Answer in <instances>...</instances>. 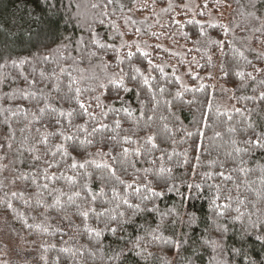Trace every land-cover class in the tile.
Here are the masks:
<instances>
[{
	"label": "trees",
	"instance_id": "1",
	"mask_svg": "<svg viewBox=\"0 0 264 264\" xmlns=\"http://www.w3.org/2000/svg\"><path fill=\"white\" fill-rule=\"evenodd\" d=\"M80 2L87 3L88 0H80ZM256 2L259 6L260 3H264V0H256ZM50 3H57L59 8L57 14H54L55 10L49 7ZM68 3L69 0H48L47 3L45 0H0V65H3L0 67V144L6 145L5 134L9 131L4 123L6 118L15 132L14 139L9 141L12 144L11 149L6 146L0 148V264H134V261L137 260L139 264H159L155 256L171 258L173 253L150 248L149 250L153 251L154 256L149 257L147 261L131 254L127 257L117 256L120 249L131 248V242L135 240V237L143 234L139 231L138 224L144 223V216L147 214L138 216L136 224L124 225L123 230L116 235L107 231L104 223L97 222L90 217L87 221L88 227L103 230L101 236L96 238L94 233H88L85 230L82 218L72 215L74 209H68L65 213L59 208H48L47 205L52 203V197L48 195L47 190L38 187V184L42 185L45 181L39 175L38 168L33 167L32 154L26 149L35 143L41 133L46 131L56 132L58 129L50 119L51 113H45L43 116H39V113H37L38 122L34 121L29 126L28 121L33 119L32 112L36 111V101L31 98H19L22 89L26 92L33 91L28 87L24 77L39 81V71L44 69L46 72H51L56 67V62H58L63 67H75L80 70L79 74L84 77L81 87L88 85L96 87L98 82L105 81L106 75L117 71L115 68V54L111 50H108L107 55L103 52L99 54L112 65L108 69L103 67L98 57L91 58V60L87 57L82 58V53L76 50L74 44L70 45L66 51L62 49L60 52H56V49L63 43L64 36H72L73 41L80 36H83L86 41L89 39L88 31L77 27L75 20L71 24L65 23L67 16L75 13L77 0H71L73 5L71 8L67 7ZM145 3L147 4L146 10L138 11L137 8ZM171 3L174 6V11L165 13L161 9L168 6L169 0H156L154 8L152 0H136L135 4L133 0H115L114 4L109 5L110 15L104 18L105 23L101 25L97 21L93 24V28L101 42L113 43L118 47L120 43L118 36L115 40H109L110 36L115 35V30L111 27V23L115 22L119 31L125 33V40L140 42L143 50L151 53L150 58L154 64H160L165 69L164 76H161L159 71H153L151 75L156 77V80L152 81L154 85L159 83L167 88L166 96L168 99H172L179 88V85L172 82L173 68L177 70L176 75L181 77L183 84L189 89L194 90L201 83L215 85V96L212 95L211 87H208L205 91H187L183 96V101L193 100L194 102L191 105L176 100L173 109L174 115L165 112L163 107L158 113V115H168L169 126L174 129V137L160 145L169 154H173L171 162L165 161V166L172 169L173 179L168 183L169 185L175 184L179 193L183 194L185 207L188 210H195L202 220L196 231L191 233V240L185 246L187 251L183 252L180 258L181 264L183 256L191 259L193 264H208L212 255L211 248L202 246L200 237L203 235L205 238L208 236L216 238L211 223L213 213L210 210L211 200L215 196V188L210 187V185L219 184L221 186L222 199L219 201L220 203L224 202V196L231 194L234 198L232 201L233 208L239 206L235 200L238 194L236 185H239V197L246 200L248 205L247 207L240 206L241 210L245 214L250 210L255 211L251 208V204L255 203L264 212V199L257 196V193L264 196V184L261 183V173L259 171L261 167H264V153L256 152L254 156H245V160L248 161L245 167L251 169L247 175L232 172L231 170L237 167V164L233 163L234 157L226 155L227 152L231 151V145L228 144L231 134L227 131L229 127L227 116H218L216 112V109L219 108L221 112L232 114L231 125L238 129L234 137L238 141L244 139V135L240 131L243 124L238 122L245 120L248 113L245 112V115L241 116L233 111V107L251 109L252 122L258 128L264 126V101L231 98L233 96L237 98L258 96L260 91H264V88L259 84L253 83L247 78L241 81L239 77L234 75L237 70L252 72L253 68L248 66L237 53L233 52V48L242 50L247 59L251 60L256 67H264V61L256 58L257 53H264V43H261V41H264V35L254 31L264 23V19L258 21L247 15L249 11H254L250 7H242L248 5V0H239V2L238 0H226V5H230V7H220L216 4V0H171ZM205 3L208 5L207 8L203 7ZM185 4L194 8L198 13L203 12L204 15L193 16L191 12L185 14L183 9ZM121 5L124 6L123 9H121ZM241 13L244 14L241 15ZM128 17L136 23L132 24L129 21L126 24L125 19ZM175 20L181 21L183 27L177 25L174 22ZM189 20H196L200 23H188ZM50 21H59L58 27L52 26ZM201 24L204 27L206 36H199ZM210 24H226L230 26L232 31L225 38L221 28L210 27ZM136 28L141 29L139 34L135 32ZM152 32L163 33V35L160 36L159 40H156L151 36ZM209 38L214 40L228 39L232 41V44L230 46L226 44L222 53L216 47L205 46V41ZM197 40L200 42L197 43ZM145 41L147 45L152 47L145 46ZM156 44H160L161 48L156 49ZM45 45L48 47H45ZM164 49H167V51ZM132 50L135 51V48ZM127 51L128 49H122L121 54ZM49 53H51L52 60L56 62L44 64L33 60L34 56L42 57ZM209 55L212 57V66L208 64ZM61 56L71 57V59L61 60L59 59ZM24 59L31 61V63L20 65L19 61ZM12 61H16L17 64L14 66ZM132 63L142 71L147 69V61L139 57V54H137V58L133 59ZM222 63L225 70L229 72L227 77L220 71ZM123 67L125 71L129 70L127 63ZM33 68H35V72ZM189 70H191L192 75H196L198 78L194 80L187 75L186 73ZM210 73L214 79H208ZM73 75H78V73L74 72ZM93 77L98 79H90ZM261 78L262 76H257L258 81ZM66 82L65 77L64 83ZM37 87H43V84H38ZM254 88L255 91H253ZM222 89L228 91H222ZM144 94L142 92V97ZM52 95L56 96V93L53 92ZM89 95H100V92L85 93V97ZM115 95V90L110 89L106 94L107 98L101 97V102L105 105L112 104L115 107H120V103L114 99ZM121 95L124 94L121 93ZM126 99L131 108L136 111L132 117L120 113L119 119L121 120V129L131 130L133 129V121L139 114L138 109L140 106L132 94H128ZM206 99L213 102L211 112H207L204 106ZM40 106H43V102ZM62 107L67 110L75 107V105L64 103ZM5 109L17 111V115L13 116L11 112L4 111ZM201 109L207 112L209 126L202 128L205 133L202 141L203 146L197 151L195 145L200 143L199 139L197 137H186L181 129L195 131L197 125L193 123V118L200 119ZM96 111L98 112L99 109H96ZM25 112H27V117H25ZM115 118V115L110 113L104 122L112 127ZM62 122L64 123V131L71 132L79 136L80 139L85 138V133H77L75 127L69 129L66 121ZM84 122V118H73V125H82ZM142 123L143 121H141ZM160 123L157 119L153 130ZM37 128L40 129L39 133L36 131ZM21 129H25V131L22 133ZM217 131L222 134L219 138L215 137ZM105 135L111 136L113 133H105ZM124 135L132 136L133 133L132 131H120V137ZM137 136L143 137L144 132L137 130ZM25 137L29 138L27 142H24ZM133 138L137 137L134 136ZM89 139H92V137H89ZM96 139H98V136ZM173 139L175 142H173ZM60 142V137H50L49 148L55 150L54 145ZM142 144L143 141L141 140ZM240 146L243 147V144L241 143ZM38 147L42 155L46 149L43 145H38ZM99 147V144L86 146L81 150V155L76 158L83 162V158L88 152L95 153ZM121 147L134 149L137 145L117 144L113 155H118ZM104 150L107 151V147ZM185 153L187 154L188 163L181 167L179 164L183 163ZM159 154V152L155 153L156 156ZM197 156L200 158L198 164L196 161ZM47 158L52 159L51 157ZM148 158L146 155L145 159ZM96 159L100 162L99 157H96ZM55 160L60 161L61 157L58 155ZM108 162L111 163V160H108ZM221 162L224 164L223 168L220 167ZM70 164L71 159H65L61 163V167L51 169L50 174L57 173L59 175L63 172L65 176H76L77 172L68 167ZM158 165L159 161L156 166L141 162L138 167H158ZM88 171L93 172L94 175L99 174L94 166H90ZM128 171L129 174L122 175V178L132 182V175H130L132 169L129 168ZM220 171L231 173L233 181H223L216 175ZM33 173H36L38 177L36 184L32 183ZM205 173H211L212 178L209 179ZM23 176H28V179H22ZM148 178L152 179L151 176ZM79 179L80 183L83 184V177ZM49 184L50 188H61L68 194H71L74 190L64 179H57L54 184L51 182ZM163 184L164 182L161 181L154 186L157 190H160ZM189 184L193 185L191 189L187 187ZM196 184L201 186L200 189L195 187ZM90 187L93 192H99L100 182L93 179L90 181ZM116 187L123 194L121 186L116 185ZM110 189L111 184L105 187V195L98 197L97 210H100L101 207L109 209L115 207L114 203L103 204L104 200H112ZM14 191L23 192V197H12L11 193ZM179 193L175 190L166 192L164 197L155 200V203L159 205L161 211H167L175 206L179 212L183 213L185 207L181 206ZM128 199L130 202H138L137 197L131 190H129ZM5 200L12 202V209L6 207ZM24 200H29V204L25 205ZM62 200L66 201V196ZM78 202L81 201L78 200ZM41 204L44 207H41ZM126 208V205L121 204L116 212L125 211ZM116 212H113V215ZM65 215L70 217L71 222L69 219L64 218ZM230 215H236V213L233 211ZM24 221H27V224ZM28 225H32V227H28ZM239 229V224L230 227L229 239L226 241L229 247L234 243L238 246ZM192 241H195V243H192ZM166 247L165 245H159V248ZM62 249H70L71 251H62ZM193 249L197 251L194 253ZM73 252L76 253L75 256L72 255Z\"/></svg>",
	"mask_w": 264,
	"mask_h": 264
},
{
	"label": "snow or ice",
	"instance_id": "2",
	"mask_svg": "<svg viewBox=\"0 0 264 264\" xmlns=\"http://www.w3.org/2000/svg\"><path fill=\"white\" fill-rule=\"evenodd\" d=\"M47 3L48 0H45ZM136 0H133L135 4ZM239 2V0H238ZM115 3V0H88L87 3H81L77 0L75 4V13L69 14L65 20L66 24H71L73 20L77 22L76 26L82 29H86L89 33V39L86 41L83 36H80L75 41H73L72 36H64L63 43L60 47L56 49V52H60L62 49L67 50L70 45L74 44L76 50L82 53V58L87 57L89 60L91 58H99L103 67L108 69L112 67L107 61L103 59V56L99 54L103 52L107 55L108 50H111L115 54L116 64L115 68L117 71L106 75L105 81H100L96 84V87L91 85L81 87V83L84 77L80 73L78 68H68L61 66L58 62L52 60L51 53L48 55L34 56L33 60L37 63L43 62L47 64L49 62H56V67L51 70V72H46L44 69L39 71L40 80L36 79L29 80L28 77H24L28 84V87L33 89V91L26 92L21 90L20 99H33L36 101V111L32 112V120L28 121L29 126L35 121L38 122L37 113L39 116H43L45 113H51L50 119L54 122L58 131L56 132H44L41 133L39 138L35 140L28 149H26L30 154H32L33 167L38 168L39 175L43 177L45 183L42 185L38 184V187L47 190L48 195L52 197V203L47 205L48 208H59V210L67 213L68 209H74L72 212L73 216L82 218L84 222L85 230L88 233H94L96 238L101 236L103 230H97L89 228L87 221L90 217L94 218L97 222H102L105 225V229L116 235L119 231L123 230L124 225H131L137 223V217L142 214H147L144 216V223L138 224V229L143 234L137 235L135 240L131 242V248H122L117 253L118 257H127L128 255L135 256L141 260L147 261L149 257H153V251L150 248H156L158 251L172 252L171 258H164L160 256H155L159 264H181L182 253L187 251L185 248L191 240V233L196 231L199 223L202 222L201 217L197 215L195 210H188L184 205V197L182 193L176 188L175 184L169 185L168 181L172 180L171 175L172 169L165 166V161L171 162L173 159V154H169L166 149L160 147L165 141L172 139L174 137V129L169 126V116L164 114H159L161 107L164 111L170 115H174L173 109L175 108V101H183V96L187 91H205L208 87L212 89V95L215 96V85H205L203 83L199 84L196 89H189L183 84V81L179 75H176V69L173 68L172 76L173 83L179 85V88L172 96V99H168L166 96L167 88L159 83L153 84L152 81L156 80V77L152 76L153 71H159L161 76L165 75V69L160 64H154L153 60L150 58L151 53L143 50L141 43L138 41L128 42L124 39L125 33L119 31V28L115 22L111 23V27L115 30V35L110 36L109 40H115L118 36L120 39L119 46L117 47L113 43L101 42L98 35L93 28V24L97 21L99 24L103 25L105 23V17L110 15L109 5ZM156 0H152L153 8L155 7ZM216 4L220 7L229 6L226 5V0H216ZM73 5L71 0L67 5L71 8ZM49 7L54 9V14L59 12L57 3H50ZM123 9V5L120 6ZM199 7V6H197ZM204 8L208 5L205 3ZM254 11H249L248 16L255 20L264 19V3L257 5L256 0H248L247 6ZM147 4L140 5L137 10H146ZM185 14L191 12L193 16L204 15L203 12H197L194 8L189 5H183ZM131 11V9H130ZM162 12L168 13L174 11V6L169 0V4L166 8L161 9ZM90 13H92L90 15ZM244 13H241L243 15ZM131 21L135 24L136 21L131 20L130 17L125 19L127 24ZM158 22V21H157ZM177 25L183 27V24L179 20L174 21ZM188 23L199 24V21L189 20ZM50 24L54 27H58L59 21H50ZM210 27L221 28L223 30V36L228 37L229 32L232 31L229 25L226 24H210ZM238 26V25H237ZM163 27V25H161ZM264 35V23L261 24L259 28L254 30ZM135 32L139 34L141 32L140 28H136ZM163 33L152 32L151 36L156 40L160 39ZM187 35L186 33L184 34ZM199 36H206L203 25H200ZM197 43L200 41L197 40ZM264 43V41H261ZM145 46L147 42H144ZM231 45L232 41L228 39H208L205 41V46H212L218 48L222 53L225 45ZM45 47H48L45 45ZM135 48V51L132 49ZM156 49H160L161 45L156 44ZM122 49H128L127 52L121 54ZM167 51V49H164ZM199 51V49H197ZM233 52L237 53L240 58H243L248 66L253 68L252 72H245L237 70L234 75L239 77L241 81L247 80L253 83L259 84L264 88V67H256L251 60H248L245 56L244 51L233 48ZM139 57L144 58L147 61V69L142 71L139 67H136L132 61L134 58ZM256 58L258 60L264 61V53H257ZM59 59L67 60L71 57L61 56ZM212 57L208 56V64L212 66ZM13 65L17 64L16 61H12ZM26 63H31L26 59L20 60L19 64L23 65ZM75 63V61H74ZM127 63L128 71H125L123 65ZM3 65H0L2 67ZM203 67V66H201ZM35 72V68H33ZM220 71L225 77L229 75V72L225 70V66L222 63ZM76 72L78 75H73ZM255 73V75H254ZM187 75L191 76L192 79H197L198 76L192 75L191 70H189ZM257 76H262L258 81ZM66 77L67 82L64 83V78ZM98 79V78H90ZM208 79H214L212 74L208 75ZM38 84H43V87H37ZM63 85V87H62ZM244 86L243 84L241 85ZM110 89H114L116 95L114 99L120 103V107H115L112 104L105 105L101 102V97L107 98L106 94ZM100 92V95H89L85 97V93H96ZM222 91H228L227 89H222ZM255 91V88L253 89ZM55 92L56 96L52 93ZM142 92L145 94L142 97ZM123 93L124 95H121ZM128 94H132L136 102L139 104L138 116L133 121V129H121V120L119 119L120 113H124L127 117H132L136 110L132 109L130 104L127 102ZM169 95H171L169 93ZM15 98V94H14ZM232 99H244L253 101H264V91H260L258 96H244V97H231ZM43 102V106L40 104ZM184 103L191 105L194 101L187 100ZM74 104L75 107H71L65 110L62 104ZM204 106L207 112H211L213 108V102L210 99L204 101ZM96 109H99L97 112ZM6 112H11L13 116L17 115V111H12L11 109H5ZM19 111V109H18ZM233 111L241 116L248 115L245 120L238 123L243 124V128L240 131L244 135L242 141L235 139V134L237 133V127L231 125L233 116L228 112H221L219 108L216 109L218 116H227V122L229 127L227 129L231 137L228 144L231 145V151L227 152L226 155L234 157L233 163L237 164V167L233 168L232 172H240L247 175L251 169L245 167L248 163L245 160V156H254L256 152L264 153V126L257 127L251 120V109H241L233 107ZM204 110H200V119L196 120L193 118V123L197 125L195 131H189L187 129H181L184 131L185 136L188 138L197 137L200 141L199 144L195 145L197 151L203 146L202 141L205 133L202 128H207L208 125V115ZM114 114L115 119L112 122V127L104 121L108 118L109 114ZM25 117H27V112H25ZM84 118V124L73 125V118ZM157 119L161 122L155 130L154 125ZM69 129L75 127L76 132H83L86 134L84 139H80L79 136L72 134L71 132L64 131V123ZM141 121L143 123L141 124ZM4 123L7 125L9 131L5 134L6 145L0 144V148L7 147L11 149L12 144L9 142L15 137V132L11 128V124L6 118ZM90 126V130H89ZM30 130V128H29ZM137 130L144 132L143 137L137 136ZM25 129H21L23 133ZM36 131L39 133L40 129L37 128ZM120 131L128 132L132 131L133 135H124L120 137ZM105 133H113L111 136H106ZM220 132H215V137H221ZM60 137L61 142L54 145V149L49 148V138L50 137ZM98 136V139L96 137ZM137 138H133V137ZM92 137V139H89ZM28 137L24 138V142L28 141ZM141 140L143 144L141 145ZM159 141V143H158ZM71 142V143H69ZM173 142L174 139H173ZM243 144V147L240 144ZM99 144L100 147L95 153L88 152L83 158V162H80L76 157L81 155V150L86 146H95ZM131 145L136 144L137 147L130 149L129 147H121V151L118 155H113L115 145ZM38 145H43L46 149L41 155ZM107 147V151L104 148ZM71 150V151H70ZM156 152L160 154L155 155ZM61 157L60 161H56L55 157ZM148 159H145V156ZM51 157L52 159H48ZM96 157L100 158V162L97 161ZM131 157V158H130ZM184 160L179 166H183L188 163L187 154H184ZM65 159H71V164L68 166L71 170L76 171V176H65L63 172L51 173L50 170L53 168L59 169L61 163ZM199 156L196 157L197 164L199 162ZM111 160V163L108 162ZM159 161L158 167H138L141 162L144 164H149L156 166ZM217 163V162H212ZM90 166H94L95 169L99 171V174L94 175L93 172L88 171ZM6 167V166H5ZM220 167L223 168L224 164L221 162ZM129 168L132 169V182H128L122 178V175L129 174ZM261 173V183L264 184V167L259 169ZM143 173V175H141ZM209 179L212 178L211 173H205ZM223 181H233L231 173H225L220 171L216 173ZM151 176L152 179L148 177ZM80 177H83V184L80 183ZM27 180L28 176L21 177ZM37 174L33 173L32 183H37ZM57 179H64L68 182L69 186L74 189L71 194L65 193L63 189L51 187V183H55ZM93 179L100 182L99 192H93L90 187V181ZM161 181L164 182L163 187L160 190L154 186L159 184ZM15 183V181H13ZM111 184V194L112 200H104L103 204L114 203V208L101 207L97 210V199L100 196L105 195V187ZM116 185H120L123 194L117 189ZM189 189L193 185L189 184L187 186ZM195 187L200 189V185L196 184ZM210 187L215 188V196L211 200L210 210L213 213L211 223L213 225V230L216 234V238L208 236L205 238L201 235L200 240L202 241V246L211 248L212 255L209 259L208 264H264V212H262L258 206L253 203L251 208L255 211H248L247 214L241 210L240 206H248L247 201L240 199L239 197V185H236L237 196L235 197L237 207L233 208L232 201L233 196L231 194L224 196L223 203L219 201L222 199L221 196V186L219 184L210 185ZM79 190H75V189ZM129 190L138 199V202H130L128 199ZM177 191L181 196V206L185 207L183 213L179 212L175 206L168 209L167 211H161L159 205L155 203V200L164 197L166 192ZM83 193V195H82ZM23 192H12V197H23ZM66 196V201L62 198ZM258 197L264 199L260 193H257ZM81 201V202H78ZM25 205L29 204V200H24ZM39 203V201H38ZM6 207L8 209L13 208V204L10 200H5ZM121 204L126 205L125 211L116 212V209L121 207ZM151 205V206H149ZM41 207H44L41 204ZM235 212L236 215H230L231 212ZM113 212H116L113 215ZM130 212V214H129ZM22 216V214H21ZM151 217V219H149ZM65 219L70 217L65 215ZM71 222V221H70ZM27 224V221H24ZM115 226H112V225ZM240 225L239 236H238V246L234 243L231 247L226 243L229 239L228 233L230 227ZM32 227V225H28ZM207 227V225H205ZM167 233V235H166ZM195 243V241H192ZM127 244V242H126ZM159 245H165L166 248H159ZM62 251H71L70 249H62ZM197 250L193 249L195 253ZM82 254V253H81ZM73 256L76 255L75 252L72 253ZM134 264H139V261H134ZM182 264H193L192 260L187 256H183Z\"/></svg>",
	"mask_w": 264,
	"mask_h": 264
}]
</instances>
